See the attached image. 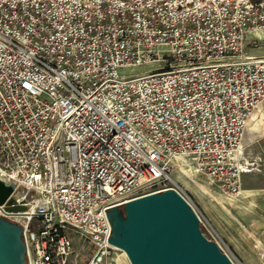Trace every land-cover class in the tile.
Returning a JSON list of instances; mask_svg holds the SVG:
<instances>
[{"label":"built area","instance_id":"1","mask_svg":"<svg viewBox=\"0 0 264 264\" xmlns=\"http://www.w3.org/2000/svg\"><path fill=\"white\" fill-rule=\"evenodd\" d=\"M255 32L264 0H0V218L27 264H112L111 212L186 200L182 168L239 194L264 103Z\"/></svg>","mask_w":264,"mask_h":264},{"label":"water","instance_id":"2","mask_svg":"<svg viewBox=\"0 0 264 264\" xmlns=\"http://www.w3.org/2000/svg\"><path fill=\"white\" fill-rule=\"evenodd\" d=\"M12 191L0 182V204ZM110 217L111 243L126 252L131 264H234L203 235L196 212L173 189L129 202L124 218L117 210ZM0 264H27L23 229L2 218Z\"/></svg>","mask_w":264,"mask_h":264},{"label":"rangeland","instance_id":"3","mask_svg":"<svg viewBox=\"0 0 264 264\" xmlns=\"http://www.w3.org/2000/svg\"><path fill=\"white\" fill-rule=\"evenodd\" d=\"M255 40L261 47L259 51L252 48L251 43ZM248 43L251 55L264 54V32L249 34ZM145 69H134L133 72ZM122 73L132 74L131 70ZM241 164L246 172L241 178L242 192L235 197L222 194L209 179L185 168L184 174L176 173L175 179L181 194L203 221L200 228L208 240L223 248L234 264H244L239 256H252L258 260L256 264H264L261 256L264 250V103L249 123ZM24 195L25 191L18 194L19 197ZM117 211L120 218L125 217V207ZM251 248L255 251L251 252ZM84 252L79 255L83 263L90 257L89 251ZM112 264L131 262L121 251L114 256Z\"/></svg>","mask_w":264,"mask_h":264},{"label":"crops","instance_id":"4","mask_svg":"<svg viewBox=\"0 0 264 264\" xmlns=\"http://www.w3.org/2000/svg\"><path fill=\"white\" fill-rule=\"evenodd\" d=\"M245 194V193H244ZM251 252H254L255 249L251 248ZM264 251V250H263ZM239 258L243 261L244 264H256L258 262L257 259L250 257H245V256H239Z\"/></svg>","mask_w":264,"mask_h":264},{"label":"bare ground","instance_id":"5","mask_svg":"<svg viewBox=\"0 0 264 264\" xmlns=\"http://www.w3.org/2000/svg\"><path fill=\"white\" fill-rule=\"evenodd\" d=\"M255 33H257V32H255ZM263 39V38H262ZM250 123V122H249ZM182 170H184L183 168H182ZM242 192V190L239 192V194L238 195H240V193ZM232 197V196H231ZM235 197V196H234ZM122 252L127 256V254H126V252L125 251H123L122 250ZM127 258H128V256H127ZM129 259V258H128Z\"/></svg>","mask_w":264,"mask_h":264},{"label":"trees","instance_id":"6","mask_svg":"<svg viewBox=\"0 0 264 264\" xmlns=\"http://www.w3.org/2000/svg\"><path fill=\"white\" fill-rule=\"evenodd\" d=\"M5 186V185H4Z\"/></svg>","mask_w":264,"mask_h":264}]
</instances>
